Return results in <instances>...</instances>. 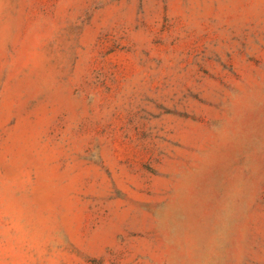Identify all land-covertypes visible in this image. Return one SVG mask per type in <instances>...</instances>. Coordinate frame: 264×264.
<instances>
[{
    "label": "rangeland",
    "instance_id": "rangeland-1",
    "mask_svg": "<svg viewBox=\"0 0 264 264\" xmlns=\"http://www.w3.org/2000/svg\"><path fill=\"white\" fill-rule=\"evenodd\" d=\"M0 264H264V0H0Z\"/></svg>",
    "mask_w": 264,
    "mask_h": 264
}]
</instances>
